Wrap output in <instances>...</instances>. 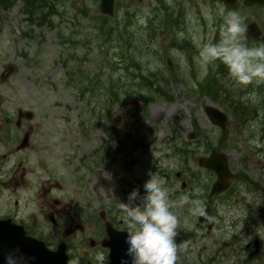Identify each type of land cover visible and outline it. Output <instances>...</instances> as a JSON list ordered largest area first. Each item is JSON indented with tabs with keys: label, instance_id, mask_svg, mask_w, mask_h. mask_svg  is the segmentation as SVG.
<instances>
[{
	"label": "rangeland",
	"instance_id": "obj_1",
	"mask_svg": "<svg viewBox=\"0 0 264 264\" xmlns=\"http://www.w3.org/2000/svg\"><path fill=\"white\" fill-rule=\"evenodd\" d=\"M49 2L56 11L41 22L27 19L36 17L22 0L0 7V110L31 112L32 121L25 125L33 126L41 148L61 154L52 159L60 171L44 175L35 166L43 184L10 198L23 206L20 217L33 216L35 232L48 242H67L72 264H78L95 254L88 241L94 222L83 211L95 216L111 197L127 203L121 189L134 185L143 192L149 174L165 180L170 200L184 193L203 198L215 175L198 160L216 150L226 155L233 172L229 201L236 200L239 208L231 214L244 215L241 230L251 232L245 238L264 240V83L241 88L227 80L225 66L217 77L219 61L206 67L197 61L204 44L219 40L222 13L252 17L264 33V8H227L221 0H115L111 23L121 35H112L111 26L101 25L108 21L100 13V0ZM243 42L255 47L264 44V37L254 42L243 35ZM213 83L215 91H206ZM212 105L229 116L224 132L206 114ZM104 144L107 172L96 165L95 153ZM0 148L6 151L2 143ZM12 167L14 162L6 161L4 171ZM60 173L76 179L68 181V190L56 188L64 187ZM27 179L31 184L34 176ZM183 181L191 192L182 190ZM44 190L50 192L49 201L62 200L66 216L81 212L84 218L65 226L69 218L58 214L59 224L50 227L38 213L40 206L47 208ZM173 211L182 239L193 218L186 207ZM66 229L73 231L66 235ZM103 259L99 254L98 262Z\"/></svg>",
	"mask_w": 264,
	"mask_h": 264
},
{
	"label": "flooded vegetation",
	"instance_id": "obj_2",
	"mask_svg": "<svg viewBox=\"0 0 264 264\" xmlns=\"http://www.w3.org/2000/svg\"><path fill=\"white\" fill-rule=\"evenodd\" d=\"M0 117V143L6 145L5 152H2L0 148V235H7L10 239H13L16 227L22 225L25 227L28 234H30L34 229L31 227L36 226L37 220L33 216L21 218L19 212L20 207L23 206L20 205L18 199L11 201L10 198H13V196H17L18 198V191H27L28 189L33 191L36 189V184H43L39 182L41 174L36 175L34 173L35 166H37L44 175L47 174L51 176L54 175L57 170L60 171L62 166L59 167V164L57 165L55 161L52 162L53 158L57 159L55 155L57 152H53L54 149L47 150L41 148L42 145L35 139L33 126L30 125L27 127L25 125V122L32 121V117L27 119L25 113L20 110L16 111L15 114L14 112L10 113L8 111L4 114L0 110ZM24 139H27V143L25 144L26 147L21 148ZM97 150L98 151L95 153V155H98L96 165L102 166L107 172L105 144L99 146ZM29 151L31 152L27 156ZM42 156H44V159ZM58 158H61V154ZM6 161H13L14 167L4 171ZM46 161L48 163L50 161V165H47ZM52 164H55V167H52ZM28 174L34 176V180L31 181V184L27 179ZM60 175L61 177L59 175L58 177L61 179L58 180L63 182L64 187L59 184L56 186L57 189L62 188L63 190L65 188L64 190H68L70 184L68 181L73 180L74 183L76 182L75 177L71 178V176H66L62 173H60ZM180 177L181 175L178 174L177 179ZM96 181H98V179H96ZM102 183L106 185L105 183H107V181H102ZM78 184H80L82 188H86V183L84 181H79ZM181 184V188L184 192L189 190L188 187L190 186H188V182L185 181ZM43 189L44 186L42 187V190ZM134 189H139V187L130 185V188H123L121 190H124L123 192L128 197V194ZM46 191L47 190H44V198H46V201L43 202V204H46L47 208H42L40 206L38 213L43 219H47L49 224L51 223L50 227H55L59 224L60 218L57 216L58 214L61 215L62 220L64 219L63 216L69 218V220L66 218V220L63 221L65 226L69 222H76L77 219L80 220L84 218L81 216V212L79 214L77 213L75 216L71 214L66 216L65 213L67 211L65 210L62 200L54 198L49 201L47 198L50 192ZM223 195L225 194L216 197H210L209 193L205 195L202 201L205 207L208 206L210 208V219L208 223L198 226L197 221L199 216H190L195 220L193 221L194 225L191 227L189 234L185 235L182 239H178V236H176V242L178 244L188 242V245H190L187 252L181 255L179 264H264V240L245 238L246 234L251 236V232L246 233L245 230H241V224L245 219L244 215H239V211L236 214H231L229 209H226V206H228V199H225ZM189 196L191 197V195ZM81 199L84 200V197L79 196V201L77 202L81 203ZM109 199V205L97 212L95 216L92 215V212L88 213L83 211L84 215L94 222L92 229L95 231L93 240H90V245L95 251V254L89 257L91 259H88V262L85 264H93L94 260L96 262V256L98 254L104 255V258L108 259V251L101 246V242L107 237L105 221L117 231H126L124 223L125 213L120 208L118 201L113 197ZM52 206L55 209L61 207V211H53V209H50ZM82 207L83 206H81V208ZM237 208L238 206L231 210L234 212ZM101 213L104 214L105 221L101 219ZM250 215L251 214H249V216ZM70 228L82 229V226L72 225ZM72 231L71 229H66L65 234L69 235ZM50 232L52 231L50 230ZM34 237L40 239L44 238L38 233H34ZM1 250H3V246L0 244V251ZM108 263L109 262L104 259V264ZM80 264L84 263L81 262Z\"/></svg>",
	"mask_w": 264,
	"mask_h": 264
},
{
	"label": "clouds",
	"instance_id": "obj_3",
	"mask_svg": "<svg viewBox=\"0 0 264 264\" xmlns=\"http://www.w3.org/2000/svg\"><path fill=\"white\" fill-rule=\"evenodd\" d=\"M245 32L246 24L239 12L222 13L220 38L200 48L198 63L206 67L219 61L227 69V80L241 88L264 83V44L248 47L243 42ZM251 95L255 97L254 92ZM165 185L163 178L149 174L142 194L134 189L128 194V202L120 203L127 233V259L121 264H179L181 255L188 250V242H176L180 219L173 209L186 207L189 216L208 218L202 200L187 193L170 200ZM4 262L30 264L19 250L7 254Z\"/></svg>",
	"mask_w": 264,
	"mask_h": 264
},
{
	"label": "water",
	"instance_id": "obj_4",
	"mask_svg": "<svg viewBox=\"0 0 264 264\" xmlns=\"http://www.w3.org/2000/svg\"><path fill=\"white\" fill-rule=\"evenodd\" d=\"M229 5L237 3V0H224ZM243 3L246 6H251L254 4H264V0H243ZM114 0H101V10L104 14L109 16L113 15ZM246 35L247 37L253 36L259 38L261 36L260 31L258 30L256 24L251 20H246ZM208 114L212 120L220 125L223 129L225 128V123L227 121L226 114L222 113L219 109L210 108L208 109ZM202 166L207 169L213 170L216 172L218 179L213 185L212 194H218L226 190L229 186L228 179L231 177V171H229L227 159L223 154H218L213 152L209 158H204L201 161ZM207 217L208 213L206 212ZM208 218L200 217L199 224L205 223ZM109 235L113 231L110 226H107ZM19 235H15L14 246L11 248L3 249V253L0 251V264H4V259L2 256H6L7 253L13 252L14 250H19L25 257L29 258L30 264H67V255L65 245H61L56 252L47 251L43 244L34 241L31 238L25 236V232L22 228H19ZM114 233V232H112ZM127 234L121 233L118 234L117 238H113L106 246H109L112 250L111 253V264H121L125 253L127 250L126 244ZM127 264V262H126Z\"/></svg>",
	"mask_w": 264,
	"mask_h": 264
},
{
	"label": "trees",
	"instance_id": "obj_5",
	"mask_svg": "<svg viewBox=\"0 0 264 264\" xmlns=\"http://www.w3.org/2000/svg\"><path fill=\"white\" fill-rule=\"evenodd\" d=\"M47 3H48L47 0H30V2L27 3V6H34V7L36 6V8H39L41 6L47 5ZM110 34H112V35L113 34H115V35H121V29H120V27H112V31H110ZM113 41H118V39L117 38H114ZM224 69H225L224 66L220 64L219 67H218L217 77L219 76V74L221 72H224L225 71ZM214 83L208 85V87L206 88V91H208V92L212 91V93H213V91H215V84ZM211 98L216 101L218 97L215 96V95H213V97H211Z\"/></svg>",
	"mask_w": 264,
	"mask_h": 264
},
{
	"label": "bare ground",
	"instance_id": "obj_6",
	"mask_svg": "<svg viewBox=\"0 0 264 264\" xmlns=\"http://www.w3.org/2000/svg\"><path fill=\"white\" fill-rule=\"evenodd\" d=\"M55 130V128L53 129V131ZM55 132V131H54ZM59 155H56V158H58Z\"/></svg>",
	"mask_w": 264,
	"mask_h": 264
}]
</instances>
